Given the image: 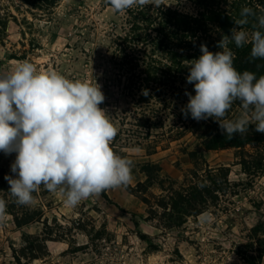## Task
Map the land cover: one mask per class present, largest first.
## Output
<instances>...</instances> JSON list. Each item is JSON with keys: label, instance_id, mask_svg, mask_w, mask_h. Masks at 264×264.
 I'll return each mask as SVG.
<instances>
[{"label": "trees", "instance_id": "obj_1", "mask_svg": "<svg viewBox=\"0 0 264 264\" xmlns=\"http://www.w3.org/2000/svg\"><path fill=\"white\" fill-rule=\"evenodd\" d=\"M33 19H46L50 23L58 0H17ZM109 5V4H108ZM110 6V5H109ZM243 7L264 11V0H164L163 5L134 7L124 13L114 12L110 41L100 56L101 76L113 86L121 87L109 119L118 129L111 147L114 152L133 162V184L123 186L147 210V219L156 221L163 230L181 228L190 219L200 215L218 214L230 210L231 198L238 194L243 184L231 182L230 168L225 165L209 166L204 152L234 150L233 165H239L248 177L264 176V133L250 125L244 134L232 137L223 135L219 124L212 118H185L182 109L188 103L185 94L194 92V85L186 81L188 65L202 55L201 45L215 53L221 51L219 42L231 36L234 21L240 18ZM19 12V9H17ZM14 20L15 17L12 16ZM24 23H28L23 19ZM251 30V23L245 26ZM234 52V67L238 71H251L257 77L264 75V59L252 60L250 45ZM95 63L89 56L87 62ZM237 102L227 118L240 115ZM153 132H160L153 135ZM190 136L195 149L185 152L192 168L174 179L163 173L160 165L144 157L158 153V149ZM249 147L251 152L246 151ZM137 148L143 152L138 160L123 152ZM5 175L11 171L0 170V198L7 202L6 213L20 230L42 219L41 211L29 205H18L9 194ZM38 212V213H36ZM44 219L43 222H45ZM257 236L259 229L251 230ZM61 238V236H56ZM52 238L50 231L20 233L18 250H12L14 264H31L47 254L46 242ZM258 256H247L248 264H257L264 256V246Z\"/></svg>", "mask_w": 264, "mask_h": 264}, {"label": "rangeland", "instance_id": "obj_2", "mask_svg": "<svg viewBox=\"0 0 264 264\" xmlns=\"http://www.w3.org/2000/svg\"><path fill=\"white\" fill-rule=\"evenodd\" d=\"M25 10L17 0H0V76L10 72L16 62L27 60L38 70L96 82L105 97L99 107L109 115L121 87L105 80L99 65L112 23L117 21L107 0H58L50 23L33 19ZM89 56L95 63L87 62ZM186 144L187 151L195 149L194 140L186 136L144 158L177 179L192 168ZM246 151L251 152L249 147ZM123 152L136 160L143 156L137 148ZM15 158V152L6 155L0 151V170L11 171ZM204 159L211 167H229L230 181L243 184L231 198L230 210L207 213L210 219L203 214L181 228L163 230L147 219L146 207L123 186L68 207L64 195L41 185L29 205L42 212L39 222L18 230L7 214L0 224V264H14L12 250H18L21 232L41 231L52 233L46 242L48 254L31 264H248L247 256H258L264 246V176L248 177L239 165H233L234 150L204 152ZM255 228L260 230L257 236L251 231ZM257 264H264V256Z\"/></svg>", "mask_w": 264, "mask_h": 264}, {"label": "clouds", "instance_id": "obj_3", "mask_svg": "<svg viewBox=\"0 0 264 264\" xmlns=\"http://www.w3.org/2000/svg\"><path fill=\"white\" fill-rule=\"evenodd\" d=\"M112 10L124 13L134 7L159 8L164 0H107ZM231 36H224L218 52L201 45L202 55L188 65L186 81L195 94L185 93L182 114L200 121L212 118L223 135L244 134L250 125L264 133V75L234 67V52L250 45L252 60L264 59V11L243 7ZM251 23V30L245 26ZM105 97L95 82L71 80L55 70H38L31 62H16L0 76V151L16 153L13 176L5 175L9 194L18 205H30L33 193L43 187L59 191L68 207L102 191L127 186L133 162L114 152L118 134L108 113L99 107ZM240 115L228 119L235 103ZM7 202L0 198V224L6 221ZM210 219V214H206Z\"/></svg>", "mask_w": 264, "mask_h": 264}]
</instances>
